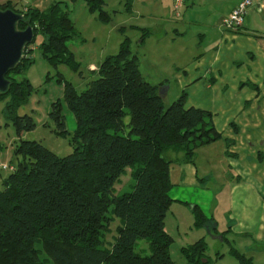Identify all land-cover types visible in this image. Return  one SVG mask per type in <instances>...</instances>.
Masks as SVG:
<instances>
[{
	"label": "trees",
	"instance_id": "obj_1",
	"mask_svg": "<svg viewBox=\"0 0 264 264\" xmlns=\"http://www.w3.org/2000/svg\"><path fill=\"white\" fill-rule=\"evenodd\" d=\"M65 1L78 0H58L46 10L9 2L0 8L23 14L17 27H33L30 44L40 32L41 58L51 66L66 64L81 73V64L69 48L76 32ZM83 1L101 21L110 19L103 9L105 0ZM121 1L123 10L130 12L133 0ZM151 33L150 28H141L140 42ZM30 44L17 66L7 72L10 83L0 97L9 96L3 115L18 135L36 125L29 114L17 113L34 89L25 76L35 62ZM89 72L96 77L81 91L61 75L57 79L75 119L73 151L59 156L29 139H20L15 148L20 159L0 187V264H175L170 254L173 237L165 221L174 201L169 193L170 167L193 162L196 148L220 138L212 113L186 106L184 91L167 103L159 85L141 74L127 35L117 52ZM13 73L21 79L11 78ZM49 114L56 124L54 132L67 135L60 100L52 103ZM127 169L132 172V188L116 193L114 184ZM191 212L195 227L210 220L197 204L191 205ZM111 215L120 218L122 225L113 243L104 247L102 238ZM139 238L149 241L150 254L135 251ZM36 243L46 259L39 257ZM206 248L199 238L183 245L181 252L187 264H208ZM229 254L239 264H252V257L235 247Z\"/></svg>",
	"mask_w": 264,
	"mask_h": 264
},
{
	"label": "crops",
	"instance_id": "obj_2",
	"mask_svg": "<svg viewBox=\"0 0 264 264\" xmlns=\"http://www.w3.org/2000/svg\"><path fill=\"white\" fill-rule=\"evenodd\" d=\"M55 1L0 0V5L9 2L24 9L46 10ZM238 1L183 0L174 11V0H147L151 9H137L138 22L128 28L139 33L141 28L152 30L142 42L141 34L130 39L144 78L159 87L166 85L164 95L172 93V100L186 92V106L210 111L220 133L217 140L196 148L193 162L171 165L172 188L175 184L203 187L213 174L211 179L226 184L216 194L227 205V212L222 223L206 216L226 231L229 243L231 236L252 238L263 243L264 251V0L248 10L239 30L224 29L221 19ZM70 3L63 5L68 9ZM122 27L125 32L127 27ZM105 56H90L86 70L96 71ZM81 76L85 81L89 77L83 71ZM210 146H217L221 155L215 156ZM170 195L171 205L189 204ZM190 204L202 209L198 202Z\"/></svg>",
	"mask_w": 264,
	"mask_h": 264
},
{
	"label": "rangeland",
	"instance_id": "obj_3",
	"mask_svg": "<svg viewBox=\"0 0 264 264\" xmlns=\"http://www.w3.org/2000/svg\"><path fill=\"white\" fill-rule=\"evenodd\" d=\"M103 9L111 15L108 21H101L97 17V13L90 12L82 0L71 2L68 5L69 16L73 21L76 32V37L69 41V48L73 51L75 60L81 64L79 71H83L86 76H89L86 81L81 76L82 72L74 71L66 64H60L57 67L51 66L46 60L41 58L38 44L42 40V35L40 32L35 34L34 43L30 44L35 62L25 73L34 89L27 102L18 107L17 113L20 115L29 114L36 125L34 129L22 131L18 135L14 124L3 115V108L9 96L0 98V165L7 164L5 168L0 167V187H2L3 178L11 172L9 167L14 168L17 160L20 159V156L15 154V148L20 139L40 141L59 156H64L73 151L74 143L72 137L74 136L75 119L63 100V85L57 80L59 75L64 80L72 82L78 91L83 90L86 87V82L96 77L95 73L86 70V63L89 57H103L117 52L119 47L118 38L124 32L123 29H125L123 28V32H121L120 26L127 27L124 35H128L134 41L135 35H140L141 33L136 30L131 31L128 27L138 22L136 19L138 16L135 15L136 10L151 9V4L147 3V0H134L131 12L128 13L123 10L121 0H105ZM213 19L217 20L216 17H213ZM124 35H122V38ZM133 43L131 47L134 49L135 44ZM12 77L21 79V76L15 73L11 74ZM171 94L168 93L167 97L164 95L167 103L172 101L170 98ZM0 97L4 96L0 94ZM57 100H60L61 112L65 115V128L68 132L65 136L57 135L54 132L56 124L49 114L52 103ZM210 147L212 148L208 149L214 152L215 156L219 157L221 155L217 146ZM131 173V170L127 169L114 184L116 193L131 190V184L133 183ZM212 176L214 178V175L211 174L209 176L210 179L203 183V187H182L175 184L170 191V194L177 195L180 199H185L189 202L186 205H171L165 219L167 230L173 237L170 245V254L173 261L175 264H187L181 252L182 246L198 238H203L207 243L205 254L209 258L208 264H239L238 260L229 254V250L232 247L237 248L247 256L253 257L252 264H264V251L261 249L263 243L260 241H254L255 239L252 238L231 236L230 239L232 241L229 243L226 231L214 226L215 223L209 217L210 220L206 225L202 227L193 225L192 204L190 203L198 202L201 204L205 215L213 216L219 223H222L224 218H226L227 205H224L222 197L216 194L217 190L226 184H222L223 182L218 178L211 179ZM111 216L108 228L102 238L104 247H108L113 243L117 236V227L122 225L120 218ZM207 228H210L211 234ZM214 235H222V240L214 238ZM36 248L39 250V257L46 259L47 255L40 249L39 243H36ZM135 251L140 254H150L149 241L145 238H139L135 244Z\"/></svg>",
	"mask_w": 264,
	"mask_h": 264
},
{
	"label": "water",
	"instance_id": "obj_4",
	"mask_svg": "<svg viewBox=\"0 0 264 264\" xmlns=\"http://www.w3.org/2000/svg\"><path fill=\"white\" fill-rule=\"evenodd\" d=\"M23 14L11 8H0V94L7 91L10 80L6 77L8 71L17 66L23 55V50L34 38L31 25L19 29L17 23L23 19ZM166 85L159 87L158 91L164 95ZM215 226V225H214ZM211 234L210 228H207ZM222 240V235H214Z\"/></svg>",
	"mask_w": 264,
	"mask_h": 264
},
{
	"label": "built area",
	"instance_id": "obj_5",
	"mask_svg": "<svg viewBox=\"0 0 264 264\" xmlns=\"http://www.w3.org/2000/svg\"><path fill=\"white\" fill-rule=\"evenodd\" d=\"M260 0H239L237 4L232 8L228 15L222 17L220 25L227 30L236 31L239 30L245 19V15L248 10L255 4L259 3ZM183 0H174L173 8L174 11H178ZM1 168L7 167V164L0 165ZM10 170L13 167H9Z\"/></svg>",
	"mask_w": 264,
	"mask_h": 264
}]
</instances>
